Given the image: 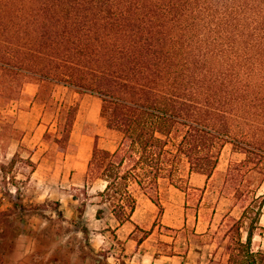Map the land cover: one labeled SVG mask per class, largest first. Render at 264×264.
I'll return each mask as SVG.
<instances>
[{
	"label": "trees",
	"instance_id": "1",
	"mask_svg": "<svg viewBox=\"0 0 264 264\" xmlns=\"http://www.w3.org/2000/svg\"><path fill=\"white\" fill-rule=\"evenodd\" d=\"M28 75L100 99L119 140L112 151L93 145L85 183L104 182L99 204L114 205L119 221L136 204L132 187L160 211L146 188L183 161L209 177L225 143L264 175V0H0V96L19 95ZM62 112L58 141L68 140L77 106ZM254 228L237 241L240 264H264V251L251 249Z\"/></svg>",
	"mask_w": 264,
	"mask_h": 264
},
{
	"label": "rangeland",
	"instance_id": "2",
	"mask_svg": "<svg viewBox=\"0 0 264 264\" xmlns=\"http://www.w3.org/2000/svg\"><path fill=\"white\" fill-rule=\"evenodd\" d=\"M25 80V84L32 83L38 87L35 100L42 105L38 122L44 130L40 139L41 144L35 148L42 154L31 159V144L22 141L25 134L23 128L30 123L25 117V111L32 102L28 95L23 94L25 84L21 93L14 98L7 99V95L1 94L0 165H6L16 151L20 158H17L12 167L0 172V264H42L44 261L42 246L47 241L54 240V235L59 236L71 229L69 226L56 228L58 220L65 217L57 214V210L60 211L59 205H85L89 201L85 186H72L70 180L72 173L81 171L83 174L85 171L86 161L83 153L76 152L81 139L80 132L91 135L93 145L96 144L99 149L110 151L119 140V133L108 129L99 113L93 115L91 101L86 102V113L82 110L79 114L77 100L70 102L67 100L71 88L60 84H49L46 87L33 75L26 76ZM91 96L93 97L89 99L97 97ZM68 105L77 106L78 114L76 113L68 140L58 141L64 121L62 110ZM84 114L87 120L82 117ZM12 126L17 130L16 136L10 132ZM25 159L33 162V169L24 163ZM244 159L245 154L237 151L230 143H225L209 180L204 174L189 173L183 161L170 180L161 179L156 189L146 188L148 194L160 204L171 194L168 187L172 182L179 187L177 189L181 196L182 192L185 193L188 205L197 206L201 201L207 202L208 205H236L233 214L237 215L241 207L248 206L241 222L235 223L232 216H229L223 218L221 226L216 229L214 234L219 242L216 249L220 253L216 264L243 262V253L238 250L237 241L243 236L245 227L251 221L257 228L259 219H255L254 212L259 205H264V197L261 195L264 193V175L247 170ZM72 183H76L75 179ZM14 185L20 187L18 199ZM72 196L76 198L75 202L71 201ZM217 197L218 199L221 197L219 203ZM171 198L174 199L173 194ZM13 201L21 203L23 209L15 208ZM94 201L99 204L100 198L97 197ZM99 205L109 209L114 206ZM41 218L45 222L43 229ZM255 228L254 232L257 233ZM164 231L167 229L164 228ZM190 232L191 230L185 229L182 235L185 237ZM257 243L261 244V238L258 236L255 237L254 247Z\"/></svg>",
	"mask_w": 264,
	"mask_h": 264
},
{
	"label": "crops",
	"instance_id": "3",
	"mask_svg": "<svg viewBox=\"0 0 264 264\" xmlns=\"http://www.w3.org/2000/svg\"><path fill=\"white\" fill-rule=\"evenodd\" d=\"M37 90V85L32 83L23 87V94L28 95L32 101L25 111V117L30 123L23 128L25 134L22 137L23 142L25 140L26 144H31V159L42 154L35 148L41 144L44 130L38 122L42 105L35 100ZM90 97L93 96L78 94L69 89L67 100H77L79 114L82 110L86 113V102L91 101V112L96 115L99 113L100 99ZM82 117L86 119V114ZM80 134L76 152L83 153L87 165L93 137L82 132ZM85 171L83 174L81 171L72 173L70 180L72 186H85L89 201L85 205H59L61 212L57 211L65 217L58 220L56 228L69 226L71 229L59 236L54 235V240L42 246V264H216L220 253L216 249L219 242L214 233L221 226L222 219L232 216L233 222L237 223L244 218L245 206L240 208L237 215L233 214L236 205H208L203 201L197 206L188 205L185 193L182 192L181 196L177 188L169 185L168 191L174 195V199L171 194L168 195L165 202L161 203L160 211L139 187H132L136 204L129 220L119 221L111 209L94 201L98 197L97 193L103 190L104 182L94 179L85 183ZM205 178L209 180L210 176ZM74 179L76 183H72ZM261 195L264 197V193ZM71 201L75 202L76 198L72 196ZM259 209V221L255 228L257 233L253 230L251 236L253 251H264V205H259ZM97 210H101L99 217L96 216ZM37 221L40 222L39 219ZM44 226L45 222L41 218V229ZM185 229L191 232L184 237L182 231ZM246 236L247 227L240 238L241 242H245ZM256 236L261 238V244L257 243L254 247Z\"/></svg>",
	"mask_w": 264,
	"mask_h": 264
}]
</instances>
